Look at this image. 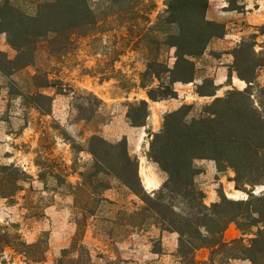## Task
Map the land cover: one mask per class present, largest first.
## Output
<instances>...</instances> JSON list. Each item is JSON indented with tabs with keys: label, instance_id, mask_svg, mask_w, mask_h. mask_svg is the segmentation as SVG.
<instances>
[{
	"label": "rangeland",
	"instance_id": "obj_1",
	"mask_svg": "<svg viewBox=\"0 0 264 264\" xmlns=\"http://www.w3.org/2000/svg\"><path fill=\"white\" fill-rule=\"evenodd\" d=\"M14 1L23 8L30 2ZM256 1L260 0L209 1L206 18L223 25L224 34L212 39L204 54L195 59V80L175 83L178 97L159 102L149 101L141 86L147 81L143 80L146 64L155 57L154 42L163 39L153 27L165 14L166 0H136L134 8L144 18L132 22L110 18L91 36L76 39L69 53H51L43 43L29 66L6 63L4 59L13 61L17 52L8 44L6 34H0V166L15 164L30 177L13 198L0 197V237L9 233L17 250L4 247L5 240L0 238V264H57L63 252L75 245L80 257V246L85 248L82 261L77 262L76 251L64 258L65 264L188 263L178 254V233L163 230L149 214L134 215L144 203L118 181L105 179L111 188L93 197L78 191L80 184L90 182L93 158L88 153L89 140L94 133L111 143L119 142L123 139L117 140L119 135L126 133L145 135L139 175L146 183L153 177L160 188L167 175L154 162H146L149 134L159 132L166 114L184 104L192 106L189 118H194L215 97L224 96L232 88L245 89L246 83L236 73L229 75L233 51L243 38L256 34V51L262 50L264 19L258 16L260 12L254 16ZM128 8V4L122 5V9ZM219 16L222 20H217ZM160 59L172 67L174 49L162 52ZM46 79L56 86L42 88ZM205 79L213 84H205ZM256 84L264 87V69L257 72ZM199 86L205 92L215 88L216 96H199ZM35 92L53 98L49 115H42L28 98ZM142 99L149 101V117L145 127H135L127 117L129 105ZM211 162L215 163L195 161L201 171L195 182L205 195V204L218 202L220 192L229 199H245L247 194L235 188L232 170L219 172L216 167L217 172L207 173L206 165ZM262 192L264 185L254 190L256 194ZM95 197L107 201L96 204ZM174 203L180 210H187L181 196ZM85 205L95 210L93 216L83 214ZM240 235L231 224L224 238L231 241ZM21 243L38 244V249L29 250ZM21 251L41 261L28 260ZM209 255L208 249H200L192 257L204 263ZM244 261L251 264L248 260L225 264Z\"/></svg>",
	"mask_w": 264,
	"mask_h": 264
},
{
	"label": "trees",
	"instance_id": "obj_2",
	"mask_svg": "<svg viewBox=\"0 0 264 264\" xmlns=\"http://www.w3.org/2000/svg\"><path fill=\"white\" fill-rule=\"evenodd\" d=\"M135 1L30 0L23 8L14 0H0V34H6L8 44L17 52L13 61L4 60L9 64L29 66L43 43L51 53H69L76 39L91 36L110 18L124 22L144 18L135 10ZM209 1L166 0L165 14L153 27L163 39L154 42L155 57L148 61L143 74V80L150 82L145 81L141 86L149 101L177 98L174 84L193 82L196 78L195 59L204 54L212 39L224 34L223 25L206 18ZM123 4H128L129 8L122 9ZM256 39V34L243 38L233 51L229 77L236 73L246 83L244 90L232 88L224 96L215 97V88L205 92L199 86V96L215 97L201 109L199 116L189 118L192 106L184 104L166 114L159 132L149 134L146 156L167 175L158 190L148 192L143 186L139 159L129 153L125 138L111 143L94 133L89 140L88 153L93 158L88 176L90 182L80 184L78 191L93 197L101 190L111 188L105 179L118 181L144 203L134 215L149 214L162 225L163 230L178 233V254L187 260V264H225L232 260L264 264V192L254 193L256 187L264 185V87L256 84L257 72L264 69V43L262 50L257 52ZM167 49H174L172 67L160 59ZM207 83L213 84V81L205 79ZM55 86L46 79L42 88ZM28 98L42 115L50 114L51 96L35 92ZM148 100L130 103L127 117L132 126L147 125ZM200 159L213 160L219 172L232 170L235 188L244 191L247 197L234 200L220 192L218 202L206 205L205 195L195 182V177L201 172L195 161ZM29 178L15 164L0 166V197L13 198ZM177 196L183 198L187 210H180L175 205ZM94 200L96 204L107 201L98 197ZM83 212L91 216L95 214V210L88 209L87 205ZM231 224L236 226L241 236L227 241L224 233ZM247 236L250 238L246 239ZM0 238L5 240L4 247L17 251L9 233L5 232ZM37 245L21 243L29 250L38 249ZM76 248L77 245L65 250L57 264H65L64 258L76 252ZM80 248L81 257L77 251L79 263L85 250L83 246ZM200 249L210 251L207 262L196 261L192 257ZM20 254H25L28 260L41 261L38 257L28 256L25 251Z\"/></svg>",
	"mask_w": 264,
	"mask_h": 264
},
{
	"label": "crops",
	"instance_id": "obj_3",
	"mask_svg": "<svg viewBox=\"0 0 264 264\" xmlns=\"http://www.w3.org/2000/svg\"><path fill=\"white\" fill-rule=\"evenodd\" d=\"M247 10L250 9L249 6L246 7ZM255 14L254 16H257V12H260V16L261 18L264 19V0H260L259 2L256 1L255 7H253ZM223 17H217V20H222ZM136 133H126L124 135H119L120 138H118L117 140H120L122 138H125L127 141V146H128V151L131 155H135L139 158V160H142V156L140 155L141 150L143 148V142L145 141L144 137L145 135H135ZM109 139V138H107ZM111 140V139H109ZM146 162H148V159L145 157ZM154 164V163H153ZM156 165V164H154ZM206 171L207 173H211L212 171L217 172L216 170V165L215 163L211 162L208 163L206 165ZM143 186L145 187L146 190H150V191H155L157 188H159L160 183L156 180H154L153 177H149V179L146 181L142 180ZM241 236V235H240ZM230 241V240H227ZM245 264H250L247 263V261H244Z\"/></svg>",
	"mask_w": 264,
	"mask_h": 264
}]
</instances>
